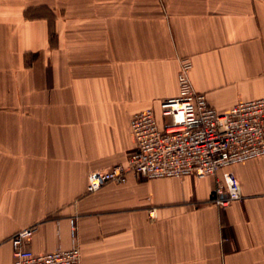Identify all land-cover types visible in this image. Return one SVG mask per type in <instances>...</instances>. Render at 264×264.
I'll use <instances>...</instances> for the list:
<instances>
[{
	"label": "crops",
	"instance_id": "obj_1",
	"mask_svg": "<svg viewBox=\"0 0 264 264\" xmlns=\"http://www.w3.org/2000/svg\"><path fill=\"white\" fill-rule=\"evenodd\" d=\"M184 57L220 113L264 96V0H0V264L31 225L34 252L68 248L70 219L81 264H264V156L227 168L226 206L222 171L86 190L134 148L132 114L177 94Z\"/></svg>",
	"mask_w": 264,
	"mask_h": 264
},
{
	"label": "built area",
	"instance_id": "obj_2",
	"mask_svg": "<svg viewBox=\"0 0 264 264\" xmlns=\"http://www.w3.org/2000/svg\"><path fill=\"white\" fill-rule=\"evenodd\" d=\"M192 62L179 59L177 94L162 99L158 113L146 108L132 114L129 128L135 141L125 162L94 170L87 177V192L110 182L123 183L129 175L145 179L216 176L211 201L226 206L241 197L239 182L227 168L264 156V96L239 101L220 113L197 92L189 78ZM154 210H149L152 216ZM31 225L9 238L12 261L8 264H81L74 220L70 219L71 245L36 253L29 242Z\"/></svg>",
	"mask_w": 264,
	"mask_h": 264
},
{
	"label": "rangeland",
	"instance_id": "obj_3",
	"mask_svg": "<svg viewBox=\"0 0 264 264\" xmlns=\"http://www.w3.org/2000/svg\"><path fill=\"white\" fill-rule=\"evenodd\" d=\"M6 7V8H5ZM2 8L4 9L5 12L7 13H15V11H18L19 8H12V7H7V6H2Z\"/></svg>",
	"mask_w": 264,
	"mask_h": 264
}]
</instances>
